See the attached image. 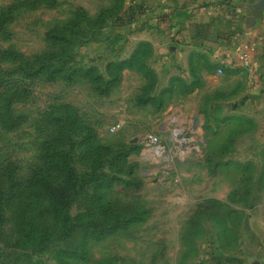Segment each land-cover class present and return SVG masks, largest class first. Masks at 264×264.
<instances>
[{
	"label": "rangeland",
	"instance_id": "374dc122",
	"mask_svg": "<svg viewBox=\"0 0 264 264\" xmlns=\"http://www.w3.org/2000/svg\"><path fill=\"white\" fill-rule=\"evenodd\" d=\"M121 2L0 0V70L29 83L25 95L10 93L7 105L0 95V168L13 164L20 186L27 187L49 140L70 154L79 172L90 151H112L104 159L100 153L101 168L108 169L105 160L122 149L119 165L126 169L113 163L109 171H130L131 184L115 183L100 193L113 209L140 207L145 218L89 239L86 256L78 258L56 254L63 246L57 243L38 254L14 250L6 210L0 264H213L221 256L264 264V106L246 99L245 73L216 69L190 91L173 80L161 98L158 76L152 84L135 66L117 72L108 87L78 71L71 78L48 74L55 67H95L108 79L106 63L128 57L134 46L121 37ZM78 9L86 20L77 21V34L63 32ZM37 57L46 69L24 77L19 66ZM251 102L253 113L244 109ZM117 120L121 126L111 131ZM148 132L159 135L163 151H152L144 139ZM90 206L78 195L69 209L76 214Z\"/></svg>",
	"mask_w": 264,
	"mask_h": 264
},
{
	"label": "trees",
	"instance_id": "16d2710c",
	"mask_svg": "<svg viewBox=\"0 0 264 264\" xmlns=\"http://www.w3.org/2000/svg\"><path fill=\"white\" fill-rule=\"evenodd\" d=\"M121 1L120 8L123 3V0ZM85 18L84 10L78 9L62 31L69 30L77 34L78 30H74L75 25L81 19L86 20ZM151 52L152 47L148 41H139L128 57L112 59L106 63L108 79L96 71L95 67H72L67 71L63 67L46 69L38 57L33 62L29 59L24 60L19 66V71L24 77L29 78L40 74L45 69L49 75L61 72L66 78H71V75L78 71L101 81L105 84L104 87H108L117 79V72L123 68L135 66L149 75L150 82L154 84L157 73L149 64ZM192 76V79L187 82L182 77L173 75L168 83L181 80L185 90L190 91L195 88L197 81L198 84L200 82L198 76L195 74ZM169 84L161 87L159 98L164 91H169ZM28 89L29 83L22 76L10 78L5 70H0V95L6 98V105L9 102L10 93L23 96ZM4 124L6 125L5 122ZM103 151H105L103 159L104 156L112 154V151L104 146L90 151L86 157L88 166L79 172L71 163L70 154L54 149L49 140L43 152V165L32 171L27 187L20 186L14 175L13 164L7 163L2 166L0 168V236L6 221L5 211L10 210L13 231L8 244L14 250L19 249L24 254H38L57 243L63 246L56 250V254L84 258L89 239H101L144 220V209L140 207L129 210L113 209L110 203L103 199L100 193L103 188H109L115 183L123 186L131 184V180L127 179L130 171L125 176L109 171L113 163L114 168L119 171L126 169L119 165L126 156V152L122 149L116 151L111 159L105 160L108 169H103L101 168L102 154H100ZM231 162V160L225 161V163ZM78 195H85L90 207L94 209L88 208L72 214L69 204ZM212 253L215 255L214 252Z\"/></svg>",
	"mask_w": 264,
	"mask_h": 264
},
{
	"label": "crops",
	"instance_id": "0c3cea01",
	"mask_svg": "<svg viewBox=\"0 0 264 264\" xmlns=\"http://www.w3.org/2000/svg\"><path fill=\"white\" fill-rule=\"evenodd\" d=\"M120 14L125 43L151 44L149 64L161 86L173 75L189 82L194 74L203 85L210 73L222 67L245 73L246 99L258 98L264 106V0H123ZM246 40L256 43L248 68L237 59L239 44ZM163 73L166 75L160 76ZM244 109L249 113L257 110L252 102ZM223 263L245 264L223 256L216 257L213 264Z\"/></svg>",
	"mask_w": 264,
	"mask_h": 264
},
{
	"label": "built area",
	"instance_id": "2783aa9c",
	"mask_svg": "<svg viewBox=\"0 0 264 264\" xmlns=\"http://www.w3.org/2000/svg\"><path fill=\"white\" fill-rule=\"evenodd\" d=\"M256 43L253 41H243L239 44V49L237 51V59L239 62V65L244 67V68H248L250 67L251 64V53L252 50L255 48ZM230 62V61H228ZM217 71L220 73L222 72V67H218ZM122 122L120 120L115 121L114 123H112L109 127V129L111 131H116L120 126H121ZM175 129H174V134H175ZM144 139L146 141V143L150 146L151 149H153L152 151L154 152H161L164 149L163 144L161 143V139L159 137L158 134L154 133V132H148L144 135ZM183 138L179 139L178 142H182Z\"/></svg>",
	"mask_w": 264,
	"mask_h": 264
}]
</instances>
